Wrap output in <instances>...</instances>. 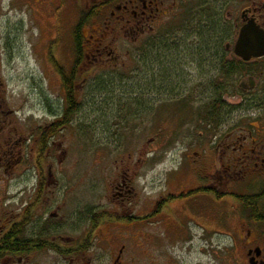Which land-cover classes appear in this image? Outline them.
<instances>
[{
    "label": "rangeland",
    "instance_id": "rangeland-1",
    "mask_svg": "<svg viewBox=\"0 0 264 264\" xmlns=\"http://www.w3.org/2000/svg\"><path fill=\"white\" fill-rule=\"evenodd\" d=\"M85 1L79 0L77 9L70 3L55 10L56 29L46 9L44 22L24 6L14 8L1 20L0 31L12 38L8 47L11 56L2 51L8 66L5 77L1 74L4 69L0 70L9 78L10 87L46 93L58 106L63 101L65 107L56 70L67 77L74 72L78 43L73 41L77 25L72 21L79 17L80 24L87 11ZM220 16L216 8H210L191 13L184 22L176 17L175 26L182 22L180 27H161L164 42L156 36L131 42L119 32L111 34L106 42H112L120 58L118 63L108 64L94 61V55L99 54L88 42L91 31L83 26L79 34L82 60L75 75L77 113L60 130L56 143L51 141V150L42 160L28 153L24 165L0 182V199L14 204L12 200L37 198L33 184L39 166L44 168L39 173L42 182L51 184V190L43 193L55 205L51 210L62 208L64 224L77 213V227L83 231L88 230L91 213L108 210L121 199L117 187L127 186L122 197L127 205L140 201L142 211L152 217L164 207L157 218L144 219L137 228L136 237L143 236L145 242L139 244L143 253L185 264L206 258H200L198 251L203 247V230L198 231L199 236H191L196 252H189L192 244L188 240L179 239L188 237L200 215L207 223L206 218L223 216L231 209L234 200L226 194L233 185L238 192L251 190L232 180L234 174L227 172L220 152L230 133L243 129L248 133L264 122L263 116L257 118L260 124L256 121L254 107L260 99L248 101L247 92L240 89L242 81L249 83L247 66L231 77L222 74L224 62L232 59L226 44L233 41L234 31ZM216 98L222 99L225 107L222 121L212 123L206 115ZM192 188L196 190H189ZM155 200L158 203L151 206ZM99 220L114 218L106 213Z\"/></svg>",
    "mask_w": 264,
    "mask_h": 264
},
{
    "label": "flooded vegetation",
    "instance_id": "flooded-vegetation-1",
    "mask_svg": "<svg viewBox=\"0 0 264 264\" xmlns=\"http://www.w3.org/2000/svg\"><path fill=\"white\" fill-rule=\"evenodd\" d=\"M70 3L76 9L79 6V0H0V22L11 10L24 6L33 15L39 14L37 19L41 22H44L42 13L48 11L56 29L58 12L55 10L68 7ZM84 4L87 8L84 14L88 19L82 27L88 26L92 33L88 42L95 46L99 54L94 55V61L98 63L119 62L120 55L114 52L112 42H106L111 34L118 35L119 32V36L131 42L155 36L159 42H164L165 37H160L163 25L174 27L176 17H181L184 22L191 13L198 14L210 8H216L217 14H221V21L229 24L234 31L233 41L226 44L228 49L235 45L238 32L244 25L256 27L264 38V0H86ZM4 11L8 12L5 14ZM79 20L76 17L72 21L77 25L72 32L75 44L82 28L79 27ZM181 23L175 27H180ZM11 39L0 31V70L4 69L1 72L4 77L8 66L2 51L8 54ZM8 55L11 56V53ZM231 56H234L233 53ZM77 57L78 48L74 72L70 77L56 70L64 89L65 107L63 101L58 106L46 93H31L23 89L21 92L17 87H10L9 78L5 79L0 74V182H5L24 165L28 153L42 160V155L51 150L48 149L51 141L56 143L60 130L72 122L77 113L74 106L75 75L79 68L76 65ZM247 68V76L253 79L249 83L248 99L253 103L260 99L257 108L254 107L257 110L256 121L260 124L257 118H264V56L252 57L247 61ZM68 85L73 93L72 104L68 101ZM70 107L74 108V112H68ZM28 132H31L30 136L26 134ZM245 132L243 129L237 134H229V138L222 142L220 158L226 160L227 172L234 174L232 180L247 185L244 190H251L238 192L236 185H233L226 195L234 200V206L225 210L223 216L218 214L206 218L207 223L203 222L204 215H200L188 237L179 239L188 240L192 244L189 252H196L197 247L191 236L197 237L200 235L198 231H204L203 247L198 251L200 258H206L189 264H264V122L247 134ZM33 144L30 151L28 148ZM53 154V159H56L58 153L54 151ZM36 168L38 179L33 184V194L38 193L37 198L12 200L14 204L9 202L11 200L4 202L0 199V264H185L170 260L167 256H148L139 246L145 242L143 236L136 237L139 233L137 228L144 219L157 218L163 206H160L158 215L147 216L142 211L144 206L140 201L126 204L127 200L122 197L126 194L127 186L122 189L117 187L121 199H117L108 210L91 213L88 230L79 231L77 210L73 205L72 212L75 211L76 215L70 216V221L65 224L61 222L66 217L60 213L62 208L51 210L55 206L52 199L43 196L46 190H51V184L42 182L40 178L42 175L39 173L44 168ZM242 181L249 182L244 184ZM156 203L158 200L151 206ZM106 213L114 221L99 220V216ZM149 259L150 262L147 261Z\"/></svg>",
    "mask_w": 264,
    "mask_h": 264
},
{
    "label": "trees",
    "instance_id": "trees-1",
    "mask_svg": "<svg viewBox=\"0 0 264 264\" xmlns=\"http://www.w3.org/2000/svg\"><path fill=\"white\" fill-rule=\"evenodd\" d=\"M88 19V16L85 15L84 13L82 14V19L80 21V25L79 27H82V24L86 23ZM80 34V33H78ZM80 42H81V36L79 35L78 37V59H77V63L76 65L79 67V63H81L82 60V53L80 50ZM245 66H247V62H244L236 57H233L229 62H224L223 66H222V74L225 77H231L234 74H236L237 72H240L242 68H244ZM68 101L69 104H72L73 101V93L71 91V86L68 85ZM249 101V99H248ZM74 106H75V100H74ZM224 103L223 100L220 98H216L212 105L209 107L208 111H207V115H206V120H208L209 122H216L219 123L222 121L223 119V110H224ZM76 108V106H75ZM69 113L74 112V108H69Z\"/></svg>",
    "mask_w": 264,
    "mask_h": 264
},
{
    "label": "water",
    "instance_id": "water-1",
    "mask_svg": "<svg viewBox=\"0 0 264 264\" xmlns=\"http://www.w3.org/2000/svg\"><path fill=\"white\" fill-rule=\"evenodd\" d=\"M234 51L237 56L245 61L252 57H263L264 38L261 31L256 27L244 25L239 32ZM242 87L246 89V84L243 83Z\"/></svg>",
    "mask_w": 264,
    "mask_h": 264
}]
</instances>
